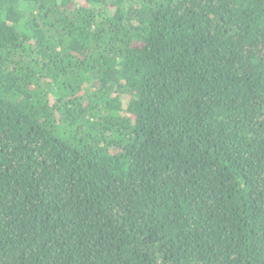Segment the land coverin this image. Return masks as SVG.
I'll return each mask as SVG.
<instances>
[{
  "label": "trees",
  "instance_id": "16d2710c",
  "mask_svg": "<svg viewBox=\"0 0 264 264\" xmlns=\"http://www.w3.org/2000/svg\"><path fill=\"white\" fill-rule=\"evenodd\" d=\"M0 264H264V0H0Z\"/></svg>",
  "mask_w": 264,
  "mask_h": 264
}]
</instances>
